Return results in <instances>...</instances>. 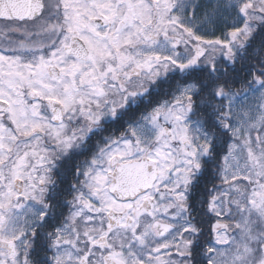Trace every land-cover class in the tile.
I'll list each match as a JSON object with an SVG mask.
<instances>
[{"label": "snow or ice", "instance_id": "obj_1", "mask_svg": "<svg viewBox=\"0 0 264 264\" xmlns=\"http://www.w3.org/2000/svg\"><path fill=\"white\" fill-rule=\"evenodd\" d=\"M0 264H264V0H0Z\"/></svg>", "mask_w": 264, "mask_h": 264}]
</instances>
